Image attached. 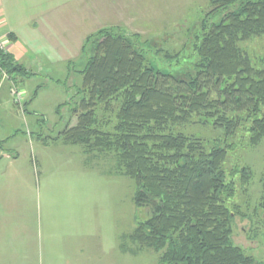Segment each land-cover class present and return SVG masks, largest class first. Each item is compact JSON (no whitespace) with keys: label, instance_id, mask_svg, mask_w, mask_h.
<instances>
[{"label":"trees","instance_id":"trees-1","mask_svg":"<svg viewBox=\"0 0 264 264\" xmlns=\"http://www.w3.org/2000/svg\"><path fill=\"white\" fill-rule=\"evenodd\" d=\"M211 4L208 18L225 14L202 27L186 58L189 70L177 76L153 67L138 34L107 27L88 36L83 67L70 61L66 79L54 81L69 97L56 113L70 108L78 117L54 141L113 157V173L135 184V207L149 212L129 238L159 254L160 264H264L233 240L235 219L244 216L235 200L252 168L227 166L264 141V58L245 48L264 40V0ZM0 68L14 87L36 76L1 50ZM73 74L81 85H69ZM262 186L264 211V178Z\"/></svg>","mask_w":264,"mask_h":264},{"label":"rangeland","instance_id":"rangeland-1","mask_svg":"<svg viewBox=\"0 0 264 264\" xmlns=\"http://www.w3.org/2000/svg\"><path fill=\"white\" fill-rule=\"evenodd\" d=\"M41 1L51 5L62 3L61 9L51 10L52 15L75 16L78 8V13H84V17L88 14L87 9L98 16L97 21H84L79 34L83 39L107 27L140 35L148 61L158 71L174 76L189 70L185 63L190 60L186 58L192 54L193 42L202 33V27L208 23H220L225 14V11H220L208 18L213 10L212 0ZM68 37L73 39L71 34ZM77 39L78 36L69 42L71 49L76 50ZM8 43L9 38L5 39L0 33V50L7 53ZM245 48L253 58H264L263 39L253 40ZM181 57L183 61L177 63ZM68 60L75 62L76 70L83 67L80 53ZM31 61L32 72L39 76L33 78L29 85L33 90L37 86L43 89L37 101L29 107L30 115H22L26 88L7 84L11 100L4 102L0 99L3 116L0 123V264H160L159 254L152 250H139L129 238L136 226L149 215L148 210H138L134 205V182L116 173L107 176L109 182H104L102 176L97 180L96 174H90V182L87 175L82 177L79 174L81 157L98 175L105 169L115 172L113 157H89L81 154L80 146L67 145V148L58 140L54 141L67 123L75 126L78 119L70 108L62 110V117L56 114V108L67 95L61 86L51 82V78L65 80L68 74L66 64L57 63L47 55L35 56ZM81 83L82 78L75 74L69 81V85ZM34 113L44 115L46 126L41 128L40 122L34 119ZM41 134V138L50 141V145L68 149L56 152L52 157V162L58 160L63 170H67L66 178L61 179L67 188L62 187L60 192L54 180L45 187L43 180L39 183L40 179L36 181L33 178L31 154L42 145L37 137ZM11 154H15L14 158H5ZM236 165L251 167L253 178L246 191L239 188L235 200L244 216L235 219L233 240L256 258L264 260V211L259 209L263 195L264 141L255 148L240 151L238 159L231 157L228 169ZM80 183L85 184L81 186ZM98 211L102 215L101 220L106 217L101 225L96 223ZM123 249L129 252L124 253Z\"/></svg>","mask_w":264,"mask_h":264},{"label":"crops","instance_id":"crops-1","mask_svg":"<svg viewBox=\"0 0 264 264\" xmlns=\"http://www.w3.org/2000/svg\"><path fill=\"white\" fill-rule=\"evenodd\" d=\"M40 1L41 0H0V33L1 35L5 36V39L9 38L10 40V43H8L9 45L7 47V51L9 54H11L14 57L17 63L24 65L27 68V70L31 72L32 70L30 68L31 67L30 62L33 64L31 60L35 56H40V55H43V57L47 55L50 59H54L57 63L61 61L59 59H63L60 63H65L66 67L68 68V62L71 61L68 59L78 57L79 53L81 55L84 42L88 37L87 36L85 39H83L81 35L79 36V34L82 33L81 31L85 25L84 21H88V20L90 22H92V20L97 21L98 16H95V14L92 11L87 9L88 14L86 17H84V13L81 12L80 14L78 13L77 11L78 8L76 10L75 16L69 15L68 17V15L66 14L62 15L56 13L52 15L50 13L51 10L54 9L57 11L61 9L62 3L55 2L54 5H51V3L47 4L46 1L45 2L44 1L40 2ZM82 5H84V2ZM68 18L71 19L67 23ZM69 34H71L73 39L68 37ZM77 36H78V39L76 41L77 48L75 47L76 50H74V48L71 49L72 47L69 46V42L75 40ZM78 42L80 43L79 47L77 46ZM32 73L36 75L35 77L39 76L35 72ZM1 76L2 75L0 73V99L5 102L11 98L10 90L8 88L9 85L7 86V84L10 83H6V81L2 79ZM32 79L20 83V86L24 87V89L26 88L25 91L24 90L21 91V92L23 91L25 92V96H24L26 98L25 103H27L28 100L33 96L35 90L41 87V86H37L33 90L29 85V82ZM54 81L55 80L51 78V82L55 83ZM19 82H21V80H19ZM42 89L39 91L38 96L34 98L33 102L37 101L38 97L42 93ZM66 101H67V96L65 97L63 103H65ZM33 102L29 105V107L33 104ZM63 103L59 105H62ZM29 107H28V113H26L25 110H23L22 115L24 117L30 115ZM34 114L36 115L34 116V119L36 120L37 123L41 120L39 119L40 117L44 118V115L42 113L41 114L34 113ZM2 119L3 116L0 111V123ZM37 137H38V142L42 143V145L38 146L36 152L35 153L32 152L31 154L32 159L34 161L32 163L34 168L33 178L36 181L40 179L39 183H41V181L43 180L45 187L51 185L50 181L54 180L55 183H58L57 190L60 192L62 190V187L64 189L67 188V184H62L64 183V180L61 181L62 178H66L67 175L65 173L67 172V170H63L64 167L58 160L55 159V161L52 162L54 159L52 157L53 154L56 152H63L65 150H68L67 149L68 146L64 144L62 141H58V142L65 145L67 148L63 149L62 146L60 145L52 146L49 144L50 141H48L46 138L44 139L41 138L42 134L40 136L37 135ZM74 148H78V147H74ZM79 148L81 154L85 155L86 153L83 147H79ZM67 152L68 151H66V153ZM14 155L15 154L6 155L5 158L7 159L14 158ZM86 155L90 157V155L88 154ZM95 158H100V157L96 155ZM79 161H80L79 168L81 169V172H79V174L82 177H86L87 175V178L90 182H91L90 174H92V176L96 174L97 180H100L99 178H101L102 176L104 178V182H109L110 174L114 175L113 171L109 169L103 170L102 171L103 173L99 171V174L101 175H98V172L94 173V171L92 170L93 168L91 169L87 167L84 157H81ZM90 182H88L89 187H90ZM84 184L85 183H83L82 185L80 183L79 185L84 186ZM97 209H99V207ZM101 216L102 215L98 211L99 218L98 221H96L98 225L103 224L106 218L104 216L103 219L101 220L100 219Z\"/></svg>","mask_w":264,"mask_h":264},{"label":"built area","instance_id":"built-area-1","mask_svg":"<svg viewBox=\"0 0 264 264\" xmlns=\"http://www.w3.org/2000/svg\"><path fill=\"white\" fill-rule=\"evenodd\" d=\"M0 73H2L4 80L7 79V75L3 72V70L1 68H0Z\"/></svg>","mask_w":264,"mask_h":264}]
</instances>
